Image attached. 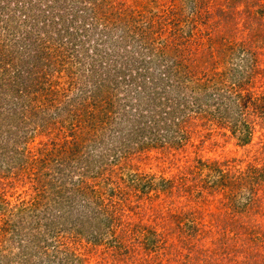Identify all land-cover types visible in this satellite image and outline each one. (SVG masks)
<instances>
[{
  "label": "rangeland",
  "instance_id": "obj_1",
  "mask_svg": "<svg viewBox=\"0 0 264 264\" xmlns=\"http://www.w3.org/2000/svg\"><path fill=\"white\" fill-rule=\"evenodd\" d=\"M122 2L132 10L127 16L141 18L137 28L151 19H175L172 28L189 37L185 49L211 47V78L232 96L234 112L221 119L216 102L200 108L193 98L176 140L161 142L160 134L156 145L135 149L137 154L135 138L123 150L111 140L105 161L117 162L126 150L129 158L104 164L101 175H84V190L76 195L66 174L79 181L89 173L88 152L98 151L73 152L63 116L46 110L49 101L40 92L23 95L22 77H16L27 55L19 60L18 52L5 53L0 264H264V0ZM22 3L0 0V46L26 37L21 32L22 38H5L6 16L20 17ZM55 65L49 79L68 82V69ZM233 129L249 142H241ZM64 180L67 197L76 199L66 201L69 211L61 219L54 199H64L57 195Z\"/></svg>",
  "mask_w": 264,
  "mask_h": 264
},
{
  "label": "trees",
  "instance_id": "obj_2",
  "mask_svg": "<svg viewBox=\"0 0 264 264\" xmlns=\"http://www.w3.org/2000/svg\"><path fill=\"white\" fill-rule=\"evenodd\" d=\"M22 6L20 17L16 12L7 14L5 38H20L21 32L26 37H21V42L14 40L12 46L10 40H4L0 70L5 53L15 57L18 52L19 60L27 55L16 77H22L23 95L40 92L49 101L46 110H56L57 116H63L61 126L72 138L73 152L91 147L98 151L95 155L88 152L85 169L89 173L80 174L79 181L66 174L76 195L84 190V175L91 171L101 175L104 164L117 165L125 156L129 158L126 150L117 162L105 161L112 151L107 150L111 140H118L123 150L136 139L132 152L137 154L140 151L135 149L156 145L160 134L161 142L175 139L177 130L188 121L193 98L200 108L216 102L221 119L234 112L232 96L211 78V47L185 49L189 37L172 28L175 19V24L151 19V24L142 22L137 28L141 18L127 16L132 10L122 0H23ZM20 44V48H14ZM55 63L65 72L68 69V82L54 84L49 79ZM86 63L88 67L83 69ZM188 64L198 69L194 71ZM19 115H23L20 110L16 112ZM55 121L52 116L51 122ZM233 131L240 132L241 142H249L245 134L241 137L240 130ZM68 191V186L61 187L57 195L64 199H54L62 209L61 219L69 211L65 210L66 201L76 199L67 197Z\"/></svg>",
  "mask_w": 264,
  "mask_h": 264
}]
</instances>
